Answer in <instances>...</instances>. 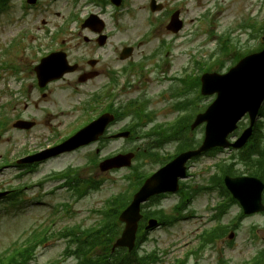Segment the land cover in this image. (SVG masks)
Returning <instances> with one entry per match:
<instances>
[{
    "label": "rangeland",
    "instance_id": "1",
    "mask_svg": "<svg viewBox=\"0 0 264 264\" xmlns=\"http://www.w3.org/2000/svg\"><path fill=\"white\" fill-rule=\"evenodd\" d=\"M45 1V0H44ZM43 1V3H44ZM173 0H169V4ZM203 4L206 0H198ZM222 2V0H218ZM66 0H57L53 1L51 4H49V11H44L41 10V8L44 7L41 6L40 9H34L32 11L24 12V10L21 9L19 4L21 3V0H19V4L16 3L14 7L11 10V17L8 19V21H5V17L0 15V47L5 45V43L9 42L11 38H13L18 32L17 30L21 29L22 27L25 28H31V27H36L38 25H42L43 19L46 20H54L55 22H59L60 18L55 16V11L62 9L63 3H65ZM132 2L137 6L140 7L142 5H146L145 0H132ZM197 0H186L187 7L186 10H184V14L188 16V18L193 19L194 16H197L199 13H195V4ZM223 3L227 4L226 11H224L221 14V17H223V20L225 21V26L229 27L232 26L233 28L236 27V23L239 22L240 20H243L245 18H248L251 14H254L257 12L259 9V17L261 21L264 19V0H224ZM263 3V4H262ZM45 4V3H44ZM204 7V6H203ZM203 7L200 9L202 11ZM144 8H147L144 7ZM143 8V9H144ZM144 13L145 18H146V12L142 11ZM130 15L126 16V19L129 18ZM142 18V16H139ZM138 17V18H139ZM125 17H123L124 19ZM122 20V19H121ZM120 20V21H121ZM114 21H110V27L114 25ZM149 26V21L145 19L144 24H142V29H146ZM222 28L221 25L217 26V29L220 30ZM140 29L132 26L130 28H123V32H118V30H115V37L111 41V44L116 45L117 41L119 39H124L126 40L129 38V41L134 38H136L140 34ZM33 34V32H31ZM37 34H39L37 32ZM158 37L154 38L152 40L151 46H146L147 49H152L155 47V45L158 44L159 39L165 38V39H170L172 38V35L167 29H160L157 33ZM204 33L199 37V42L198 44L201 43L202 46V40L205 38L203 37ZM235 35H239L242 39V41L245 40L246 34L243 31L236 32ZM68 39L71 37L66 36ZM176 39L172 54L174 55H182V56H187L188 54L183 53L180 51H183V48H187L190 46L191 42L190 41H182L180 42V38L178 36L174 37ZM25 41H29V38ZM23 41V44L24 42ZM113 42V43H112ZM197 44V45H198ZM258 42L255 40L251 41L249 43L250 47L256 46ZM111 45V47H112ZM214 45V44H213ZM212 45V46H213ZM241 49H245L246 46L245 44L241 45ZM14 49H18V47H15ZM197 50V48H196ZM202 55H205L206 58H208V49H201ZM15 51V52H16ZM20 51V49H19ZM185 51V50H184ZM78 52V49L75 50V53ZM96 52V50L94 51ZM92 52L91 54H93ZM104 49H100L97 51L96 55L98 54H103ZM144 51L140 49V51L136 54V56H140ZM1 53V52H0ZM106 56L108 54H111V48L110 49H105ZM21 54V53H20ZM24 56L20 60V65H23L24 63L27 62L28 57L30 56L29 53L23 52ZM116 54V53H115ZM75 55V54H74ZM19 56V54H18ZM14 61H17V55L16 58L13 59ZM16 76L13 74H10L9 77L8 75H4L3 77H0V108L2 105L7 104L9 100L16 101L13 103L12 106L8 107V115L10 117H14L15 114H21L22 117L28 116L29 112L32 113H38L40 118L51 120L52 115L46 114V109L45 107H50L54 109V114H57L59 112H63L61 116H58L59 118L54 120V117L52 118V126L54 123H58V126L60 124L65 123L69 119L73 120L75 117L76 112L70 113V108L73 106H76L79 103V101H83L87 98V96H81L80 94L77 96H66L65 94H60L58 96V100L54 97H51L48 101L44 102L41 104L42 98H39V109L34 110L31 107L28 108L26 103L29 101L26 99V95H20L18 97V94L15 92V88L17 87V82L15 81ZM26 79V78H25ZM30 82V79H27ZM131 94H136V93H131ZM130 94V95H131ZM17 96V97H16ZM38 93L33 92L32 100L37 99ZM127 97V95L125 96ZM63 100L61 103L59 100ZM19 100V101H18ZM29 103V102H28ZM31 104V103H29ZM162 103L160 102L158 105H161ZM58 108H63L61 111L57 112ZM163 110L167 112L168 116L166 118H172L174 113H169L171 109L168 107H163ZM29 113V114H28ZM41 113V114H40ZM159 119H163V117H159ZM51 128V127H50ZM12 131L11 134L8 136V132ZM41 132H44V128L32 130L30 132L24 133L22 131L17 130L16 128H13L12 124L10 123V129L5 133V137L2 138V141L0 142V158L3 157V154L7 156L11 161V159L14 158L15 155L18 154V147L22 141H27L30 146H32L33 142H37L38 140L44 138L46 133L50 132V129L44 134ZM42 134V137L38 135ZM8 137L10 140H8ZM45 142V140H43ZM143 139L141 140H135V141H128L124 139H119L117 141H108L105 143V149L103 150V153H108L113 150H121L123 148H133L137 147L139 145H142ZM97 144L91 145L89 147L83 148L73 154L69 155H64L61 156L50 163L46 164V168L44 171L49 170L51 168L55 169H62L65 168L66 166H69L70 164H81L83 165L82 167L86 166V162L88 160V157L90 154H92L95 151ZM165 148L162 150H167L171 151L173 148L176 146L175 144L172 143H167L164 145ZM33 147V146H32ZM161 150V149H160ZM166 153V152H164ZM230 152L229 151H223L218 153L216 156H205V157H200L199 159L193 161L192 166H191V171L193 174L196 176L192 177L190 182L193 183L194 185L201 184L207 181V178L210 176L212 173L213 169H211L212 165L214 162L229 157ZM137 163V162H136ZM141 168L144 170H156L160 164V161H154L152 159H147V160H142L141 161ZM42 170L41 173H36L33 174L25 179H18L16 178V173L18 172L17 169H6L2 172H0V183H5L9 185H18L20 182L24 183L25 181H34L35 178H37L40 174L44 173ZM132 171H129V169H121L119 171L115 172H102L100 169L97 167L88 169L84 168L82 170V175L83 176H88L91 178H98L99 180L102 181V184L97 190H90L88 194L79 202H74L73 204V217L69 222L75 223L78 221H83L85 225H90L96 222L97 219H100L99 214H94V210H98L104 207L106 200L111 196L116 194L119 191H122L126 188V185L128 183V180L125 179L126 175L129 174V176L132 174ZM38 188H31L28 190V192L25 194L28 198L34 194L37 193ZM208 194H199L197 197L194 198V201L192 204H190L186 211L185 214L188 212L192 211V205L198 208L199 211L204 210V201L206 200ZM39 200L43 201L45 198H40ZM62 200H70L69 196L66 195L65 192H60L57 191L52 198H47L46 201L48 204L42 205L41 207H37V205L34 202H27L24 205H20V207L17 205L21 201L18 199L16 201H11L9 203V206H1L0 207V252L9 248L13 247L14 243L17 241H20V232H22V225L24 226L27 230L25 232V236L29 234L31 231V228L33 227L34 224H39L40 221L44 220V217L46 214L49 213L51 210L52 204L57 201H62ZM179 201V195H171L167 196L162 200V205L165 207V209L168 212H173V207L174 205ZM195 202V203H194ZM3 205V204H2ZM23 210H25L26 214L23 215ZM205 211V210H204ZM236 211V207L233 208V211L231 214H229L226 219H230L234 212ZM25 216V217H24ZM197 217L188 219V220H182L179 221V223L170 226V227H161L158 229H154L150 231L149 233V239L144 244V250L151 251L152 248H156L159 251L163 250H169L170 255L163 256V260L160 261L157 264H172L173 258L176 256L175 251L177 248L180 247H185L183 243L189 242L188 246L195 245L197 243L196 235L198 236L200 233V222L201 220H197ZM256 218H250L244 221L242 225V231H243V238L247 237V231H249V227L254 221H261V220H255ZM23 220V221H22ZM23 224H22V223ZM67 221L60 222L59 226H62L64 223ZM41 223V222H40ZM36 224V225H37ZM35 225V226H36ZM258 237L261 239L257 241V243H254L253 241H248V244H245L241 248L239 245H242V241L240 240V237L238 241L236 242L237 247H240L236 255L238 256H244L249 257L251 256L254 251V247H260L264 243V229L261 228L257 231ZM242 237V236H241ZM54 239L48 242L46 245L41 247L38 252H37V257L35 260H33L30 264H45L47 262L53 261L56 258L59 257L61 249L63 247V242H58L56 241L54 244ZM187 247V246H186ZM235 253V251H233ZM248 255V256H246ZM75 260L73 259H68L65 264H75Z\"/></svg>",
    "mask_w": 264,
    "mask_h": 264
},
{
    "label": "water",
    "instance_id": "2",
    "mask_svg": "<svg viewBox=\"0 0 264 264\" xmlns=\"http://www.w3.org/2000/svg\"><path fill=\"white\" fill-rule=\"evenodd\" d=\"M242 63L243 64L237 69V73L235 74L243 73V75L246 77L245 83L248 87V92L243 95V98L239 100L238 104L241 109L249 108L254 118L261 102L264 99V52L256 55H251L247 57V59H245ZM222 107L223 101L221 102V104L219 103L215 108H213L210 113L204 115L205 118L209 119L210 125L209 132L207 133V138L200 149L182 154L168 166L157 172L152 178L147 180L140 192L136 195V199L134 200L132 205L126 211H124L121 216V219L127 221L128 225L123 234V237L117 241L116 245H126L129 243V245L133 244L135 231L137 229V221L140 217V203L143 200L147 199L151 194L162 191L166 188L176 187L177 177L182 174L183 166L190 157L215 145H230V143L227 141V135L235 126L237 117L227 121L223 116L214 114L219 112V109H222ZM234 109L235 107H229V110ZM242 112H244V110ZM250 134L251 128L248 129L241 136V138L232 145L234 147L242 146L247 141V138ZM78 139V136H76L69 140L68 144L70 146L68 148H74L81 143L91 140L87 138L84 141L79 142ZM58 152L59 151H55L54 153ZM130 157L131 155L119 156L114 159L115 162L111 160L103 162L101 164V167L103 170H106L112 167L122 166L123 164H125L123 162H128ZM226 183L228 187L234 192V194L236 196H242V199H244L243 196L248 192L250 185L253 187H259L258 191H260L263 186L261 182L255 178L226 177Z\"/></svg>",
    "mask_w": 264,
    "mask_h": 264
},
{
    "label": "flooded vegetation",
    "instance_id": "3",
    "mask_svg": "<svg viewBox=\"0 0 264 264\" xmlns=\"http://www.w3.org/2000/svg\"><path fill=\"white\" fill-rule=\"evenodd\" d=\"M104 3V2H103ZM3 4H4V7H3V10L4 11H7V7H8V0H3ZM106 6H108V5H111V6H113L112 4H111V2L110 1H106V3H104ZM47 27H50V25L49 24H46V23H44L43 25H42V27L41 26H37L35 29H34V31H38V30H42L44 33L43 34H45L44 35V41H45V44L43 43V44H39V45H37V46H39V47H41V48H45L43 51H45L46 52V54L45 55H43V56H46V55H48V54H50V53H52V52H55V51H65V52H69V50H68V46L65 44V40L64 39H60L59 40V35L55 32L54 34L52 33V29L51 28H47ZM91 34H92V36H94V38H92L91 40H89L88 41V43L89 44H96V40H97V37H98V35H97V33H94V32H90ZM31 37L32 38H35L36 36L35 35H31ZM55 37H56V39H55ZM57 45V46H56ZM38 47V48H39ZM37 57V56H36ZM36 57H34V58H36ZM42 58V57H41ZM70 57H69V55H68V59H69ZM41 59L39 58L38 60H36L35 62H38V61H40ZM35 62H33V63H35ZM71 62H76V60H71ZM37 64V63H36ZM35 64V65H36ZM35 65L33 66V67H28L26 70L28 71V73L31 75V77L30 78H32V80H33V83L32 84H30V90H36V91H38L39 92V95H41V96H43V97H47L49 94H51L52 92H53V90H52V86L54 85V83H56L57 81H52V82H49L48 84H46V86H44V87H40V82H38L39 81V79L37 78V75H36V70H35ZM78 65H79V67H78V70L76 71V72H78L76 75H75V78H74V80L76 79V80H80V78H82V77H87L89 74H95V73H98L99 74V72L100 71H94V69L93 70H91L92 72L91 73H89L90 71H86V70H82V72H81V69H83L82 67L80 68V63H78ZM93 68H95V66L93 67ZM72 74H75V72L74 73H72ZM97 74V75H98ZM66 77H64L63 79H65ZM36 106H38V103H36ZM220 245L221 246H226V242H225V240L223 239V238H220ZM227 250V248L226 247H224V248H222L221 249V251H220V253L221 254H225V251ZM192 253V252H191ZM217 254V253H216ZM198 255H200V253H198ZM192 256H194V254H192ZM212 258H215V257H206V258H199L198 259V261H197V264H217V262L215 261V262H211L212 261ZM230 258H233V256L232 255H230ZM220 259H218V261H219ZM194 262H195V259L194 258H192V259H186V256H181L180 258H178V263H183V264H194ZM230 264H232L233 262H229Z\"/></svg>",
    "mask_w": 264,
    "mask_h": 264
},
{
    "label": "trees",
    "instance_id": "4",
    "mask_svg": "<svg viewBox=\"0 0 264 264\" xmlns=\"http://www.w3.org/2000/svg\"><path fill=\"white\" fill-rule=\"evenodd\" d=\"M223 171L225 173H228V174H231V175L234 174L233 168H225V169H223ZM124 206H125V201L123 199H120V200L117 201V211L122 209ZM114 221H115V219H114ZM101 232H104V234L102 236L103 245H107L112 240L113 236L112 235L108 236L106 229L105 230H101ZM94 239H95V242H96L97 238L95 237ZM22 254H24V253H22ZM22 254H20V256H18L19 253H17L16 255L1 256L0 257V264H10V263H12V264H23L22 259L26 258L27 255H22ZM121 258H122V256L119 257V259H121ZM90 261H92V260H90Z\"/></svg>",
    "mask_w": 264,
    "mask_h": 264
}]
</instances>
